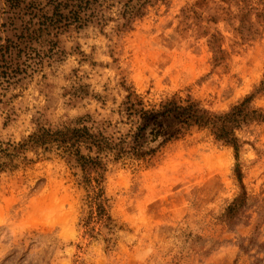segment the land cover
I'll use <instances>...</instances> for the list:
<instances>
[{
	"label": "rangeland",
	"instance_id": "1",
	"mask_svg": "<svg viewBox=\"0 0 264 264\" xmlns=\"http://www.w3.org/2000/svg\"><path fill=\"white\" fill-rule=\"evenodd\" d=\"M244 12L257 29L247 39L236 30ZM114 26L59 34L57 53L10 82L0 78V146L86 114L88 125L117 136L128 128L126 88L146 104L177 92L224 111L264 73V0H166L131 30ZM215 33L225 51L217 66L208 44ZM252 105L264 110V96ZM236 134L237 159L193 128L149 164L111 165V230L94 220L86 227L85 192L63 160L28 152L35 162L0 172V264H264V123ZM243 191L245 205L225 216Z\"/></svg>",
	"mask_w": 264,
	"mask_h": 264
},
{
	"label": "trees",
	"instance_id": "2",
	"mask_svg": "<svg viewBox=\"0 0 264 264\" xmlns=\"http://www.w3.org/2000/svg\"><path fill=\"white\" fill-rule=\"evenodd\" d=\"M165 1L0 0V78L10 82L32 65L40 64L46 56L57 53L54 49L59 34L80 31L89 25L103 31L110 22H115V31H128L149 8ZM246 15L247 12L241 14L236 28L243 39L257 33V29L252 30L244 23ZM221 41L219 33L211 34L208 39L214 66L225 58ZM44 47L49 55H44ZM126 91L120 111L123 122L128 124L124 132L117 136L106 134L87 124L91 120L87 114L57 126L38 125L20 141L0 146V172L35 162L27 156L28 152L41 158L53 156L63 160L85 192L89 205L84 220L86 227L94 220L111 230L114 225L104 189L111 165L137 161L149 164L167 144L184 137L193 128L207 129L216 141L230 146L237 159L243 141L236 131L264 123V110L252 105L255 97L264 96V73L249 94L224 111H211L188 94L182 97L174 92L146 104L134 91L129 88ZM235 171L241 182L238 164ZM246 198L244 191L236 196L227 206L225 216L237 214Z\"/></svg>",
	"mask_w": 264,
	"mask_h": 264
}]
</instances>
